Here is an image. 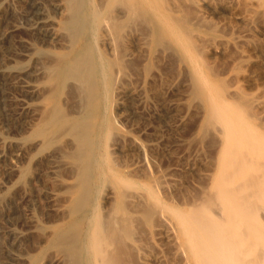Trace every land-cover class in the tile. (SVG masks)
Returning a JSON list of instances; mask_svg holds the SVG:
<instances>
[{"label":"rangeland","instance_id":"rangeland-1","mask_svg":"<svg viewBox=\"0 0 264 264\" xmlns=\"http://www.w3.org/2000/svg\"><path fill=\"white\" fill-rule=\"evenodd\" d=\"M78 1L69 14L68 0H0V264H84L79 237L55 246L51 233L81 214L70 208L90 139L94 211L116 219L103 235L125 244L106 249L111 264H191L168 208L188 214L213 192L221 135L148 13L117 18V0ZM176 1L179 11L169 2L159 12L197 31L205 75L264 138V0ZM86 4L100 17L95 33Z\"/></svg>","mask_w":264,"mask_h":264},{"label":"bare ground","instance_id":"bare-ground-1","mask_svg":"<svg viewBox=\"0 0 264 264\" xmlns=\"http://www.w3.org/2000/svg\"><path fill=\"white\" fill-rule=\"evenodd\" d=\"M117 1L119 5L116 8L117 10L119 9L118 11L120 12L117 10L115 11V7L113 10L111 5L110 9L113 10V13L109 14H111L112 17L113 14L116 13H120V17L125 15L128 18L130 15L132 16V14L140 17L148 13L149 21L153 25L155 36L167 37L170 43L175 45L179 50L180 57L189 70L192 95L194 98H200L205 102L207 108L205 117L206 123L210 125L217 134L221 135V149L216 158V164H219V172L216 178L217 181L215 185L213 184V192L206 196L202 202L203 204L193 205L188 214H183L175 209L168 208V211L169 209L171 211V218L179 229L187 255L190 261L193 262L191 264H259L261 261H264V224L260 221V219L264 221V138L251 126H248L247 119H244L243 113L241 112L243 105H235L221 99L220 97L223 95L222 91L214 86L213 83L211 84L205 75L203 67L198 61L196 42L200 44L201 41L198 39V34L195 33L197 31L186 26L183 28L179 25L177 26V23H175L176 21H173L175 18L173 17L174 15H170L172 17L168 15L170 19H173H171V21H173L172 23L159 12L161 10L160 8L164 10L166 8H163V3L168 4L170 0L168 3L167 0H158L159 5H156V8H153L147 0ZM197 1L198 0L192 2ZM69 2L70 5H68ZM73 2L74 0H68L67 7H69L67 9L69 14L72 9H75L73 6L77 8L80 5H74L75 2L74 4ZM174 3L166 9V11H171L172 9L173 12H169L170 14L180 10L176 6L178 4L175 5ZM86 7L87 11L85 10V14L87 12L89 15L87 16L91 20L88 21V25L92 23L89 25V29L91 28L90 30L97 32L93 30L92 27H96V25L97 27L99 26L100 17L98 13L90 8V5L86 4ZM179 7L182 8V4ZM70 8L72 9L70 10ZM173 8H176L177 11H175L176 9L173 10ZM118 15L117 18L119 17ZM134 15L132 17H134ZM73 24L74 23L71 24V27L69 25L70 31L73 29ZM82 25L83 23H81V28ZM115 30L117 29H114V31ZM115 32L118 33V30ZM91 34L94 35L92 32ZM117 35L115 33L116 38ZM95 36L96 34L92 36L93 38L90 37L92 42L95 41ZM84 56H86V54ZM88 56L91 57L90 55ZM100 62L102 61L100 60ZM96 63H99V61ZM69 64H72L71 66L67 64L69 67L68 71H71L73 69V63L70 62ZM91 64L92 62L88 65ZM93 64H95V62H93ZM100 64L102 65L103 63ZM101 65H97L96 67L93 66V68H96L94 71L92 66L90 69H92L94 74L98 75L99 73V75H102L105 72H103L104 70ZM95 70L98 72L96 73ZM73 71L71 73H73ZM100 71L103 73L101 74ZM218 98H220V100ZM85 145H88L89 151L84 155V165H81L83 167L81 169L82 176L79 178V186L73 197L76 198V202L73 204V200L70 208L72 216L78 211H80L81 214L79 213V216L74 221L72 218L66 226L53 231L51 233V243L55 244V246L65 245L74 247L75 245H73V243L76 242L79 237L81 250L87 253L83 261L84 264H111V261L113 260L112 262H114V259L109 258L107 254H110L113 249L109 247H111L112 244L113 246L115 244V248L116 245L121 247L124 241L118 242L114 240V242L117 241L118 243L113 242L111 244L110 239L109 241L107 240L108 236H104V232L107 231V228L109 229V226L111 229L114 227L111 225L116 219L107 215L105 220L101 221L98 218L99 216L97 217L98 213L96 214L94 211L95 185L92 184V181L95 176L101 174L98 168L99 166H97L96 163L94 140L90 139L86 141ZM73 205L76 207V211H73ZM213 208L220 211L221 215L219 217L213 215ZM260 211L263 212L262 215H259L261 213ZM81 221L86 223L82 231H80L81 229L79 226L81 225L79 224ZM111 229L110 232L115 234V230ZM113 233L110 234V236L113 235L112 238L114 237ZM77 244L76 242V245ZM123 245L124 246L121 247L122 249L125 247V244ZM108 248L110 252L106 250ZM114 252L115 249L112 253L117 254ZM108 258L112 260L109 261Z\"/></svg>","mask_w":264,"mask_h":264}]
</instances>
